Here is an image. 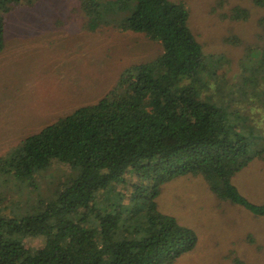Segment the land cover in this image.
Wrapping results in <instances>:
<instances>
[{
  "label": "trees",
  "instance_id": "1",
  "mask_svg": "<svg viewBox=\"0 0 264 264\" xmlns=\"http://www.w3.org/2000/svg\"><path fill=\"white\" fill-rule=\"evenodd\" d=\"M36 1L0 0V53L6 16ZM254 3L264 8V0ZM81 9L85 28L114 23L160 43L162 53L126 68L99 102L28 136L0 158V195L8 182L34 192L54 162L69 166L35 207L6 214L0 198V264H175L198 238L161 213L157 199L163 185L183 176H202L218 199L264 219V204L248 200L233 183L264 157V135L250 114L264 110V44L236 82L220 71L222 59L205 58L183 3L81 0ZM248 15L233 12L235 19ZM260 25L264 34V17ZM129 176L136 181L128 197L112 200L111 191ZM28 237H44L45 245L26 248ZM233 264L244 263L236 258Z\"/></svg>",
  "mask_w": 264,
  "mask_h": 264
},
{
  "label": "rangeland",
  "instance_id": "2",
  "mask_svg": "<svg viewBox=\"0 0 264 264\" xmlns=\"http://www.w3.org/2000/svg\"><path fill=\"white\" fill-rule=\"evenodd\" d=\"M170 1L186 6L189 27L205 58L222 59L219 68L227 79L242 80L249 57L264 44L260 25L264 8L254 0ZM237 8L247 10L248 18L235 19ZM85 23L81 0H37L6 16L5 46L0 53V158L28 136L99 102L126 68L150 62L162 53V45L143 34L121 31L114 23L91 31ZM259 100L263 102L264 93ZM250 114L264 135V110ZM68 169L54 162L39 175L34 192L8 182L0 195L5 213H21L25 207H35L38 199L50 197ZM128 179L111 191L112 200L118 194L128 197L136 178ZM233 183L248 200L264 204V157L240 171ZM157 203L161 213L192 229L198 238L195 249L175 264H233L236 258L244 264H264V219L218 199L202 176L166 183ZM44 245V237L24 240L26 248Z\"/></svg>",
  "mask_w": 264,
  "mask_h": 264
}]
</instances>
